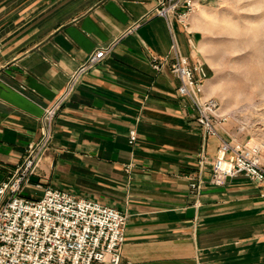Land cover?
<instances>
[{
  "label": "crops",
  "instance_id": "0c3cea01",
  "mask_svg": "<svg viewBox=\"0 0 264 264\" xmlns=\"http://www.w3.org/2000/svg\"><path fill=\"white\" fill-rule=\"evenodd\" d=\"M157 3L0 0V183L38 138L43 109L92 52L107 48L58 110L21 194L42 191L39 183L124 212L120 264H264V182L239 174L208 183L219 140L203 138L170 69L174 42L191 62L197 55L192 18L184 28L156 14ZM232 130L223 124L220 137L230 140ZM198 176L202 187L192 193Z\"/></svg>",
  "mask_w": 264,
  "mask_h": 264
},
{
  "label": "built area",
  "instance_id": "2783aa9c",
  "mask_svg": "<svg viewBox=\"0 0 264 264\" xmlns=\"http://www.w3.org/2000/svg\"><path fill=\"white\" fill-rule=\"evenodd\" d=\"M195 9V0H158L154 11L168 20L174 16L188 28ZM107 50L98 48L92 52L70 76L64 90L43 109L38 138L28 144L23 161L0 183V264H120L127 219L124 212L64 191L42 188L39 183L34 187L41 188L40 198L21 194L49 148L52 123L58 110L80 77L99 64ZM171 52L170 69L180 82L178 94L190 100L203 138L219 140L208 183L221 186L228 177L239 174L264 182L262 146L237 141L233 135L230 140L220 137L228 115L221 112L218 99L204 95V83L208 79L204 64L198 57L191 62L183 56L175 42ZM161 64L159 57H151L155 70H160ZM135 140L136 133L131 131L128 141L133 144ZM205 160L202 147L199 172ZM202 184L199 176L192 179L191 192L199 193Z\"/></svg>",
  "mask_w": 264,
  "mask_h": 264
},
{
  "label": "rangeland",
  "instance_id": "374dc122",
  "mask_svg": "<svg viewBox=\"0 0 264 264\" xmlns=\"http://www.w3.org/2000/svg\"><path fill=\"white\" fill-rule=\"evenodd\" d=\"M198 57L210 71L209 95L233 125V137L264 154V0H195ZM37 199L40 190L25 189Z\"/></svg>",
  "mask_w": 264,
  "mask_h": 264
}]
</instances>
